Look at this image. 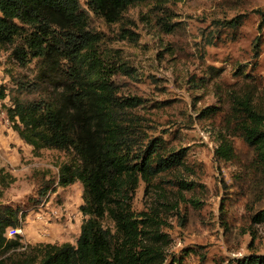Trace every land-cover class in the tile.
<instances>
[{
	"label": "rangeland",
	"instance_id": "obj_1",
	"mask_svg": "<svg viewBox=\"0 0 264 264\" xmlns=\"http://www.w3.org/2000/svg\"><path fill=\"white\" fill-rule=\"evenodd\" d=\"M81 3L87 29L99 35V55L112 70L108 78L116 94L135 102L122 114L135 124V136L161 138L167 152H185L184 163L153 184L140 181L130 202L133 211L153 216L160 236L152 245L161 249L164 264H232L264 255V221L253 218L264 207V172L251 166L252 150L238 136L227 138L233 158L214 155L230 92L240 96L250 85L256 89L254 104L264 107V0H181L168 7L138 3L115 22ZM235 16L236 26L228 22ZM46 66L33 60L22 67L7 47L0 48V85L12 87L13 75L33 79ZM64 69L61 59L53 73L59 82L61 72V87L60 82L43 84L42 92L59 103ZM9 103L8 97L0 98V167L14 181L0 191V203L26 214L18 233L23 243L74 244L83 220L78 208L83 185L57 180L59 165L79 159L72 148H42L35 155L31 145H18L5 114ZM61 107L72 111L66 101ZM208 107L215 114L203 116ZM102 223L114 231L110 217Z\"/></svg>",
	"mask_w": 264,
	"mask_h": 264
},
{
	"label": "trees",
	"instance_id": "obj_2",
	"mask_svg": "<svg viewBox=\"0 0 264 264\" xmlns=\"http://www.w3.org/2000/svg\"><path fill=\"white\" fill-rule=\"evenodd\" d=\"M83 1L93 13L115 22L131 5L153 2L163 7L181 0ZM86 16L81 0H0V48L7 47L22 67L33 60L47 64L33 79L13 75L12 87L0 85V98L10 101L4 106L6 118L35 155L42 148H72L79 161L59 165L57 184L80 181L84 199L78 207L83 220L74 244H31L23 243L18 233L8 236V229L21 227L26 214L0 203V264H164L161 249L152 245L160 236L153 216L133 211L130 202L140 181L147 187L153 184L160 174L182 165L185 152H167L161 138L144 141L135 136V124L122 115L135 102L116 94L108 78L112 70L99 55V35L87 29ZM237 17L228 22L236 26ZM61 59L65 69L59 103L42 91L44 83L49 87L58 82L53 73ZM59 79L61 87V72ZM246 88L240 96L228 95L214 155L218 160L233 158L234 146L227 138L238 136L252 150L251 166L264 172V107L254 104L256 89ZM29 91L38 96L26 97ZM65 101L71 113L61 107ZM215 112L208 107L201 114ZM13 181L14 176L0 167V191ZM104 217H110L114 231L103 225ZM253 218L264 221V207ZM232 264H264V255L251 254Z\"/></svg>",
	"mask_w": 264,
	"mask_h": 264
},
{
	"label": "crops",
	"instance_id": "obj_3",
	"mask_svg": "<svg viewBox=\"0 0 264 264\" xmlns=\"http://www.w3.org/2000/svg\"><path fill=\"white\" fill-rule=\"evenodd\" d=\"M2 130H3V127L0 125V140L2 141H4V139L1 137V133H2ZM16 141L18 142L17 144L18 145H22V146H24V143H23V141L18 137V135H17V138H16ZM2 146H6V144L5 143H3V145ZM13 162L12 161H10V164H12Z\"/></svg>",
	"mask_w": 264,
	"mask_h": 264
},
{
	"label": "built area",
	"instance_id": "obj_4",
	"mask_svg": "<svg viewBox=\"0 0 264 264\" xmlns=\"http://www.w3.org/2000/svg\"><path fill=\"white\" fill-rule=\"evenodd\" d=\"M20 230H21L20 228H10V229H8L7 234H8V236H12V235H14L15 233H19Z\"/></svg>",
	"mask_w": 264,
	"mask_h": 264
}]
</instances>
